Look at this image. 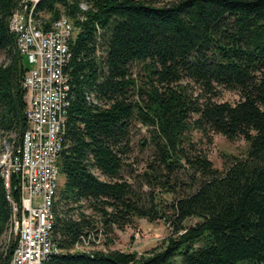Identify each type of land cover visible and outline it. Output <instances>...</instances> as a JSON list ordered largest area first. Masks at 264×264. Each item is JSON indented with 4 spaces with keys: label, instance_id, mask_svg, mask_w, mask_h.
Listing matches in <instances>:
<instances>
[{
    "label": "trees",
    "instance_id": "trees-1",
    "mask_svg": "<svg viewBox=\"0 0 264 264\" xmlns=\"http://www.w3.org/2000/svg\"><path fill=\"white\" fill-rule=\"evenodd\" d=\"M26 4L33 2L0 0V135H15L14 144L28 126L21 84L28 68L9 20ZM34 13L44 27L63 15L75 26L66 66L72 99L58 159L63 182L54 205V238L64 251L45 264H264V0H38ZM183 79L199 84L204 97L223 87L240 99L200 102ZM135 120L153 129L154 158L142 170L128 162ZM189 129L244 138L247 155L222 172L204 153L184 148ZM186 167L201 177L189 194L177 182ZM11 190L19 202L17 174ZM82 202L97 217L85 214ZM11 214L0 171V238ZM135 218L164 220L172 232L144 254L73 251L101 229L105 248L113 245ZM14 246L0 249V264H8Z\"/></svg>",
    "mask_w": 264,
    "mask_h": 264
},
{
    "label": "built area",
    "instance_id": "built-area-1",
    "mask_svg": "<svg viewBox=\"0 0 264 264\" xmlns=\"http://www.w3.org/2000/svg\"><path fill=\"white\" fill-rule=\"evenodd\" d=\"M16 10L9 20L16 34V46L31 67L21 84L27 103L28 126L18 144L8 145L0 157V171L5 180L12 214L3 235L2 249L7 253L15 244L8 264H45L64 250L54 238V205L60 187L58 159L63 149L68 107L72 99L66 66L71 59L70 41L75 26L61 16L44 27L32 0ZM82 9H87L81 4ZM19 176L20 201L13 199L12 176ZM97 238L78 242L73 251L91 253L104 247L105 232Z\"/></svg>",
    "mask_w": 264,
    "mask_h": 264
},
{
    "label": "rangeland",
    "instance_id": "rangeland-1",
    "mask_svg": "<svg viewBox=\"0 0 264 264\" xmlns=\"http://www.w3.org/2000/svg\"><path fill=\"white\" fill-rule=\"evenodd\" d=\"M171 1L174 0H155V4L164 5L170 3ZM23 59L25 67H31V64L28 62L26 56H23ZM3 61H5L4 55L0 59V62ZM139 70L140 69L137 68L135 72H139ZM135 75L143 78L142 76L145 74ZM181 83L188 91L187 94L192 96L194 99H198L200 102L210 99L211 101L217 103L230 102L234 104L240 99V94L237 91L223 87H218L214 94H207V97H204V91L200 88L199 84L188 79H183ZM192 118H197V115H193ZM133 122L134 123L130 133L131 155L128 162L130 164H134L133 168L142 170L145 168L148 161L154 158L155 144L152 135L153 129L141 121L135 120ZM10 137L16 138L13 134L10 136L0 135V157L6 147L13 144V141L10 140ZM183 146L186 150L197 152L200 151L204 153L208 159L211 160L213 166L222 172L226 171L230 162H232L234 158L246 157L248 150V143L244 138L229 140L221 133H216L210 130L199 131L194 129L188 130ZM94 171L97 175H99L100 178L107 179L101 174L99 170ZM122 173L127 177L125 170L122 171ZM177 178V182L179 183L181 189L180 192L184 194L192 193L200 185V175L194 173V171L187 167L186 169H179L177 172ZM60 182L62 184V177ZM147 189L148 187H143L144 191ZM175 197L176 194H164V198L168 201L175 199ZM81 204L83 205L82 211L85 214H93L94 216L97 215L91 209V207L88 206V203L82 202ZM72 215L77 217V211H72ZM194 221L195 219L191 220V222ZM126 229L127 230L125 232H123L121 235H118V238L113 243V245H106V249L108 248L107 250L119 249L122 251H136L138 254H144L160 246L172 232V229L164 220L151 222L146 218H135L133 226H129ZM2 242L3 238L1 237L0 249L2 248ZM101 250H104V247Z\"/></svg>",
    "mask_w": 264,
    "mask_h": 264
},
{
    "label": "crops",
    "instance_id": "crops-1",
    "mask_svg": "<svg viewBox=\"0 0 264 264\" xmlns=\"http://www.w3.org/2000/svg\"><path fill=\"white\" fill-rule=\"evenodd\" d=\"M127 229H125L124 231H117L118 235H121L123 232H125Z\"/></svg>",
    "mask_w": 264,
    "mask_h": 264
},
{
    "label": "bare ground",
    "instance_id": "bare-ground-1",
    "mask_svg": "<svg viewBox=\"0 0 264 264\" xmlns=\"http://www.w3.org/2000/svg\"><path fill=\"white\" fill-rule=\"evenodd\" d=\"M71 102V101H70Z\"/></svg>",
    "mask_w": 264,
    "mask_h": 264
}]
</instances>
